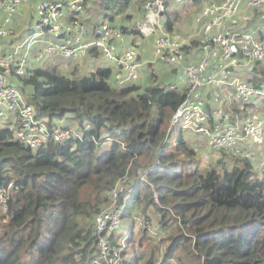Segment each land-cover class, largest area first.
Listing matches in <instances>:
<instances>
[{
  "label": "trees",
  "instance_id": "trees-1",
  "mask_svg": "<svg viewBox=\"0 0 264 264\" xmlns=\"http://www.w3.org/2000/svg\"><path fill=\"white\" fill-rule=\"evenodd\" d=\"M135 1L143 5L145 0ZM164 1V26L171 32L178 15L170 14L169 0ZM102 2L105 10L124 12L132 0ZM201 43L193 39L182 48ZM92 49L99 52L95 46L88 51ZM241 59L251 67L250 75L244 69L242 77L229 74L264 90V59L238 52L224 59L226 68L232 72L231 64ZM112 74L110 66H98L82 77H70L55 65L25 66L16 74L31 86V91L19 88L35 115L52 123L53 116L68 114L88 127L81 138L49 139L31 149L15 136V129L0 125V186L14 180L19 187L7 194L4 212L0 209V264H90L98 255L94 215L109 202L108 191L117 182L128 186L121 219L131 214L122 264H264L260 152L245 141L238 155L219 149L217 157L208 158L210 150L217 152L203 134L183 125L172 133V114L186 95V83L117 85ZM201 97L210 102L209 95ZM262 98L242 102L233 93L227 123L241 127L249 114L264 110ZM257 116L264 120V113ZM209 118L210 123L222 121ZM261 131L264 121L253 135ZM105 136L115 140L96 142ZM138 170L147 171L144 180ZM84 191V198L93 191V199L82 198ZM137 209L146 226L136 235L132 211ZM152 215L158 228L166 230L163 246L166 235L156 240L148 234Z\"/></svg>",
  "mask_w": 264,
  "mask_h": 264
},
{
  "label": "built area",
  "instance_id": "built-area-1",
  "mask_svg": "<svg viewBox=\"0 0 264 264\" xmlns=\"http://www.w3.org/2000/svg\"><path fill=\"white\" fill-rule=\"evenodd\" d=\"M27 0H0V36L8 35L13 31L11 22L15 13L23 2ZM92 0H39L34 5L35 28L29 35L22 39L24 53L38 40L41 33H51L43 50L37 57L45 54H58L65 58L79 57L87 53L90 46H95L103 56L114 62V64L125 73L126 76L133 75L138 62L134 51L128 47L118 49L114 42H124V31L121 27L113 25L109 20L102 19L97 22L91 31H88L87 24L81 20L78 14L83 10L84 3ZM241 0H221L211 2L203 6L196 20L201 22L205 31H212L215 26L220 25L224 20L229 19L238 10ZM264 0H247V5L260 7ZM164 0H145L143 2L144 15L139 19H133L132 23L136 28L154 25L151 14L156 16L160 24L166 21ZM155 22V21H154ZM155 53L163 56L167 64H176L180 61L181 42L177 37L170 36L164 32L157 36ZM214 50L219 52V58L227 59L241 52L257 59H264V37L255 32H236L230 34L225 29L217 28L210 42L200 47L201 56L195 62L185 64L183 72L187 83L186 95L172 114V122L179 118L183 119V127L194 129L203 134L208 145L213 149H224L225 151L238 155L243 152L242 143L263 125L262 118L247 116L241 127L227 123L228 114L220 107L211 109L208 112L205 101L195 97L194 92L201 86L207 84H226L233 87L235 98L242 102L248 101L252 96H264V90L255 88L240 78L229 79L225 66L218 64V59L212 56ZM23 53V54H24ZM22 63L15 60L14 53L0 55V105L14 110L17 113L15 136L25 146L36 149L47 140L63 142L71 138H81L74 127L68 125L59 127L49 123L45 118L35 115L34 108L26 101L25 95L20 88L14 85L9 78L10 74L23 73ZM124 79H117L119 85ZM209 116L222 118V121L210 123ZM88 125L85 126L87 128ZM115 140L112 136H105L96 140L97 143ZM248 155L247 152L244 153ZM258 169L264 172V156L261 158ZM150 171V170H148ZM144 170H138L140 180H144ZM119 181V180H118ZM127 185L117 182L108 191L109 202L98 207L94 215V230L98 255L90 264H122L121 252L125 248L127 233L116 239L113 233L121 226V199L128 194ZM18 185L11 180L6 187L0 186V209H6L7 194L11 189H18ZM155 201L159 203L157 194L153 191ZM144 219V218H143ZM135 226L140 227V219L133 217ZM144 226L145 222H144ZM156 235V239L166 235V230L156 227L150 234ZM155 237V236H154ZM115 238V239H113ZM112 239L114 240L111 244ZM157 239V240H158ZM161 257V256H160Z\"/></svg>",
  "mask_w": 264,
  "mask_h": 264
},
{
  "label": "crops",
  "instance_id": "crops-1",
  "mask_svg": "<svg viewBox=\"0 0 264 264\" xmlns=\"http://www.w3.org/2000/svg\"><path fill=\"white\" fill-rule=\"evenodd\" d=\"M28 1L29 0H27V2ZM38 1L39 0H30L29 1L31 6L33 7V12L31 15V18H32L31 26H32V24H33V26L35 24L36 18L34 15V5ZM219 1H221V0H203L202 4L200 5L199 9L197 10V13H195V21L197 23L201 24V22H199V20H196V14H198L200 12V10L203 6L210 4L211 2H219ZM88 4L84 3V7H86ZM258 11H262V12H258ZM144 13H145V11L143 9V5L137 4L135 0L134 1L132 0V2L130 3V6L127 9V13H125V14H129L130 17L127 18L125 16V14H122L117 18L115 17L116 22L119 24L116 26L121 27L124 31V33H125L124 42L127 43L128 45L131 42L132 46H134V47H135L134 38L138 37L139 43H142V40H144L143 39L144 33H142L141 30L143 28H150L156 34L155 39L153 41V45H152V49H153L154 53H155L154 48H155V44H156V38L158 35H160L164 32H167L170 36L177 37L180 40V42H181V52H180L181 58H180V61L178 63L167 64L164 61V58L162 55L155 53L156 55H158V57H161L163 59L165 65H167V67L159 66L158 69H156V71H155L156 73L153 74L154 75L153 76V82H160L162 84H169L170 87L182 86L183 84L186 83L185 74L183 72V68H184L185 64H187L189 62H195L199 59V57L201 56L200 47L203 44L210 42V38L212 37L214 31L217 28L225 29L228 33L232 32L231 31L232 29L238 30L240 32L250 31V32L257 33L261 37H264V6L261 8H255L252 6H248L247 0H241V3L238 7V10L232 15V17L224 20L220 25L215 26L212 31H205L204 28L202 27V24H201V31L199 29H195V30H192L190 32H184L183 33V32H180L178 30H175L172 27L171 32H169V31H167V29L164 26L165 22L160 24L158 21H156V16L154 14H151V18L153 20V23H155L154 25H150V26H146V27H142V28L138 29L133 25L132 20L141 18L144 15ZM256 13H258L257 16H256ZM79 14H80V16H79ZM79 14H78L79 18L87 24L88 31H91L93 26L97 22L102 20V18L104 16H106V15H104V13L96 12L94 10H82ZM112 19H111V22H112ZM13 21H14V19L11 22V26L13 27V31L8 35L0 36L1 37L0 53H4V52L6 53L8 51H9V53L13 52L16 62L22 63L24 68H25V62L26 61L29 60L32 62L33 66H36L37 65L36 62L42 60L43 58H45V60L50 65H55V66L59 63L64 64V63H66V61H69V62L73 63L74 67L76 69H79L81 71V73L84 75L88 74L91 70H94L98 66H103V65H101V61H102L101 57H103L100 54L101 52H98V51L93 50V49L87 51V53L82 55V56L69 58V59L62 57V56H59V55H56V54H45V53L41 57L38 58L37 57L38 53L41 50H43V48L45 47V46L42 47L41 44H45V45L47 44L49 39L52 37L51 33L39 34L38 40L30 46V48L28 49V51L26 53L23 54L24 47L22 46V39L24 38V32L21 31L19 34H16L15 33V25L13 24ZM126 29H127V31L129 29H132V30L137 29V30H140V32H131V31L127 32V31H125ZM33 30L36 31L35 26L33 27ZM127 35L131 36L130 40L127 39ZM193 39L200 41L202 43L199 45L191 46L188 49L182 48L183 47L182 45L184 43L188 44ZM116 43L117 42H114L113 44L117 48ZM125 43H124L125 47L129 48V46L126 45ZM21 48H23V49L21 50ZM129 49H131V48H129ZM134 53L136 55V60H137L138 64L139 63L142 64V61H140V60L144 56V49L142 47H137V49L134 51ZM32 54H34V55L31 57ZM151 56H152V54L148 55L147 59L150 58ZM212 56L218 59V64L226 67L224 59L219 58V52L217 50L213 51ZM103 58L105 60H107L105 57H103ZM151 60L152 59H148V62H147L150 65H151ZM247 62L252 64V62L250 60H247ZM228 66H227V68H228ZM242 66H243V68H242ZM110 67L113 70L112 78L117 85H119L117 83V79H119V78L124 79V82L121 85H124L126 83H131V82L136 83L138 85H141L139 83V80L144 79L143 69H140L138 72V76L135 77L134 76L135 74L130 75V76H126L125 73H123L115 65L113 67L112 66H110ZM227 68H226L227 77L229 79H233L235 77L239 78L238 76L242 77L243 69H244V72L246 74L250 75L251 67L249 65L244 66L242 63V59L239 60L238 62L234 63V64H231L230 68H231L232 72L230 70H228ZM229 73L230 74H236L238 76H231ZM186 85H187V83H186ZM222 85H226V84H222V83L207 84V85L201 86L195 90L196 92H195L194 96L203 99L205 101V104L210 106V108H208L206 106L208 108V112H210L211 109H213V108L220 107L224 113L229 114L228 111L230 108L231 99L233 97V90H231L230 88H227V87H222ZM202 87H204V89ZM204 94L209 95L210 102L206 101L203 97H201ZM231 111H232V108H231ZM263 113L264 112L261 109L258 111V113H255V114L251 113V114H249V116L259 118L257 115H262ZM215 119L216 118L214 117L213 120H215ZM13 129H15V127H13ZM246 142H247V145L250 147L251 150H252V148L257 149L260 152L259 156L260 157L264 156V133H262V131H261V133L258 132V135L252 134ZM212 150L216 151L217 153L213 155V152L210 150L208 153V158L218 156V150L219 149H213L212 148Z\"/></svg>",
  "mask_w": 264,
  "mask_h": 264
},
{
  "label": "rangeland",
  "instance_id": "rangeland-1",
  "mask_svg": "<svg viewBox=\"0 0 264 264\" xmlns=\"http://www.w3.org/2000/svg\"><path fill=\"white\" fill-rule=\"evenodd\" d=\"M29 1L28 2L25 1L22 3L19 10L15 13L14 21H13V24L15 25V33L19 34L21 31H23L24 37H26V40L29 39V35L31 34L33 27H34L33 24L31 26V21H32L31 15L33 12V7L29 3ZM202 2H203V0H179V1L178 0L177 1L176 0H169V8H170L169 12H170V14L176 13L178 15L174 20L173 28L175 30H178V31L183 32V33L184 32H190V31L195 30V29H199L201 31V24L197 23L195 21V13H197V10L199 9ZM116 9L113 8V9H106L105 10L103 7L102 0H92L86 7L83 8V10H94L96 12H102V13L106 14V16H104L102 19L109 20L110 22H111V20L109 19V17L113 16L114 18L112 19L111 23L113 25H119L116 22L115 17L117 18L120 15L127 13V10L124 12H119V10H116ZM79 16H80V14H79ZM141 32L144 33V38H143L144 40H142V43H139L138 37H135L134 38L135 47L132 46L131 42L129 43V45L125 42H121V43L117 44V48L121 49L122 46L125 47V45H124V43H125L133 51H135L137 49V47H142L144 49V56L140 60V61H142V64L141 63L138 64L133 75L135 74L134 76L137 77L139 70L143 69L144 79L139 80V83L141 84L140 86H145L147 84L153 83V76H154L153 74L156 73L155 71H156V69H158L159 66L167 67V65H165L163 59L161 57H158V55H156L152 49L153 41H154L155 35H156L155 32L152 31L150 28H143L141 30ZM127 39L130 40L131 36L127 35ZM0 40H1V37H0ZM124 40H125V35H124ZM41 45H42V47L45 46V44H41ZM22 49L23 48H21V50ZM8 53H9V51L6 53L5 52L0 53V55H4V54H8ZM23 53H24V50H23ZM100 54L103 56L102 53H100ZM151 54H152V56L150 58H148V59H152L151 65H150L147 63L148 62L147 56L151 55ZM33 55L34 54H32L31 57ZM103 57H101L102 58L101 65H103V66L109 65L112 67L115 65L113 61L108 60V59L105 60ZM36 64L39 66H42V67L51 66L45 60V58L36 62ZM32 65H33L32 62L29 60L25 62V66H32ZM56 67H57L58 72H60L62 74H66L70 77H82V76H84V74H82L79 69H76L74 67V64L69 62V61H66V63H64V64L59 63L56 65ZM9 78H10V81L14 85H16L18 87L23 86L25 91H31V86L28 84H23L20 76H18L16 74H10ZM110 79L112 82H114L112 77ZM202 88L204 89V87H202ZM260 98H261V96H260ZM262 99H264V98H262ZM262 111H264V110L262 109ZM39 117L45 118V120L47 121L46 116H39ZM85 121L86 120H84L83 123H85ZM16 123H17V119H16L15 111L7 108L5 105H0V125L13 129V127H16ZM68 123H70V125L72 127H74L76 132H78L79 134H83V132L86 129L85 127H82L80 125V122L76 118H74L68 114H65L63 116H53L52 117V124H55L59 127H66V126H68ZM182 125H183V119L179 118L175 122V124H173L172 133H176L179 129H182ZM196 146L198 147V145H196ZM85 187H86V189H91V186L89 184H86ZM93 195H94L93 191H91V192L87 191V196L84 198L83 197V196H85V191H84L83 194L81 195V197L84 199L92 200ZM138 211H139L138 209L136 211H132L133 217L135 216L136 218L140 219L142 222L140 227L135 226L138 228V229L136 228V230H135L136 235L138 233H141V231H140L141 228H144L143 215L141 213H139ZM2 212H4V211H2ZM148 212L153 214V210L151 208L148 209ZM156 220H157L156 216L152 215L150 224L146 227L149 235L151 234V232L156 227V223H157ZM130 221H131V214H125L122 218L121 226L116 231L117 232L116 233L117 238L128 232ZM154 236L157 237L156 235H154ZM151 237H153V236H151ZM166 237H167V235L165 237H163V239H162V240H164V243L162 244V246L166 243ZM125 248H126V245H125ZM128 256L129 255H127V258H128ZM182 257L186 261V259H185L186 257H184V255ZM179 263H180V261H179ZM174 264H177V263L174 262Z\"/></svg>",
  "mask_w": 264,
  "mask_h": 264
},
{
  "label": "clouds",
  "instance_id": "clouds-1",
  "mask_svg": "<svg viewBox=\"0 0 264 264\" xmlns=\"http://www.w3.org/2000/svg\"><path fill=\"white\" fill-rule=\"evenodd\" d=\"M24 71V70H23ZM86 126V125H85ZM128 235V234H127ZM122 256V255H121Z\"/></svg>",
  "mask_w": 264,
  "mask_h": 264
}]
</instances>
